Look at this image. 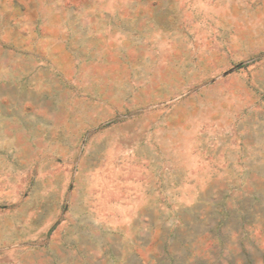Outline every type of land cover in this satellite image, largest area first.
<instances>
[{
	"label": "rangeland",
	"instance_id": "374dc122",
	"mask_svg": "<svg viewBox=\"0 0 264 264\" xmlns=\"http://www.w3.org/2000/svg\"><path fill=\"white\" fill-rule=\"evenodd\" d=\"M0 264H264V0H0Z\"/></svg>",
	"mask_w": 264,
	"mask_h": 264
}]
</instances>
